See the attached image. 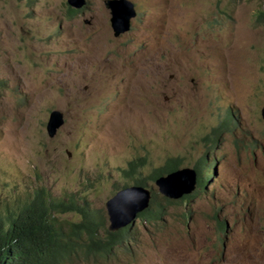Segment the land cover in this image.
<instances>
[{
  "label": "rangeland",
  "instance_id": "1",
  "mask_svg": "<svg viewBox=\"0 0 264 264\" xmlns=\"http://www.w3.org/2000/svg\"><path fill=\"white\" fill-rule=\"evenodd\" d=\"M130 1L114 37L104 0L72 15L66 0H0V209L43 187L83 202L103 236L106 200L133 185L121 169L145 158L161 216L137 217L96 264H264V0ZM170 157L211 164L192 198L166 203L148 177Z\"/></svg>",
  "mask_w": 264,
  "mask_h": 264
},
{
  "label": "trees",
  "instance_id": "2",
  "mask_svg": "<svg viewBox=\"0 0 264 264\" xmlns=\"http://www.w3.org/2000/svg\"><path fill=\"white\" fill-rule=\"evenodd\" d=\"M68 14H75L79 9L66 5ZM264 11L258 12L261 19ZM145 158L130 161L121 172L132 177L133 185L145 186V178L140 176L139 167ZM211 164L204 157L193 165L197 173V186L202 187L205 170ZM175 158H167L163 165L154 168L150 177L155 180L159 175L167 174L180 168ZM124 188V187H123ZM151 193V208L138 215L140 222L144 219H156L161 216L162 201H155ZM182 198L188 199L185 195ZM168 203L169 199L163 198ZM78 213L79 223H64L56 219L57 214ZM223 227V222H219ZM101 225L97 217L89 211L79 199L53 198L43 187L33 190L23 202L0 209V264H67L78 257V263L96 264L108 256L112 247L123 240L122 228L105 235L98 234Z\"/></svg>",
  "mask_w": 264,
  "mask_h": 264
},
{
  "label": "water",
  "instance_id": "3",
  "mask_svg": "<svg viewBox=\"0 0 264 264\" xmlns=\"http://www.w3.org/2000/svg\"><path fill=\"white\" fill-rule=\"evenodd\" d=\"M67 4L76 9L84 5L85 0H66ZM104 7L109 12V22L114 37L128 32L132 19L136 16V8L130 0H104ZM264 120V106L261 109ZM64 115L59 110H51L46 122V133L54 138L58 129L64 124ZM178 168L164 175H159L154 184L158 192L168 199L176 200L185 195L190 196L197 184V173L194 169ZM151 193L145 186L129 185L119 189L105 202V209L111 232L125 228L129 230L138 215L150 205Z\"/></svg>",
  "mask_w": 264,
  "mask_h": 264
},
{
  "label": "clouds",
  "instance_id": "4",
  "mask_svg": "<svg viewBox=\"0 0 264 264\" xmlns=\"http://www.w3.org/2000/svg\"><path fill=\"white\" fill-rule=\"evenodd\" d=\"M131 29V28H130ZM122 35V34H121ZM263 108V107H262ZM261 108V109H262ZM209 163V162H208ZM189 168H192L193 169V167H189ZM196 187H197V184H196ZM196 187H195V189H196ZM201 187H199L198 189H200ZM194 195H196V191L194 190V192L189 196V198H192ZM165 197V196H164ZM167 198V197H166ZM168 199V198H167ZM180 199V198H179ZM182 199H184V198H182ZM169 200H172V199H169ZM177 200V199H176ZM151 201V200H150ZM172 201H174V200H172ZM150 206V205H149ZM149 208V207H148ZM142 213V212H141Z\"/></svg>",
  "mask_w": 264,
  "mask_h": 264
}]
</instances>
